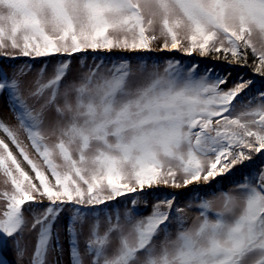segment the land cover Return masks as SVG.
Returning <instances> with one entry per match:
<instances>
[{"label":"snow or ice","instance_id":"snow-or-ice-1","mask_svg":"<svg viewBox=\"0 0 264 264\" xmlns=\"http://www.w3.org/2000/svg\"><path fill=\"white\" fill-rule=\"evenodd\" d=\"M154 46L222 59L229 67L218 71L168 57L162 70L156 59L149 70L151 58L140 56L134 71L126 57H94V67L60 91L74 54L151 52ZM57 56L47 82V61L34 81L24 79L31 61ZM23 58L28 59L21 66H8L10 76L0 65V95L18 122L13 129L0 119V172L12 189L0 192V264H9L10 242L16 264L23 261L25 208L45 200L32 224L39 225V234L31 264H45L53 225L65 210L71 264H85L76 225L83 230L89 216L96 218L84 244L90 264H264V0H0V59ZM235 68H251L254 75L234 78ZM53 109L57 119L46 134ZM21 135L42 165L30 158ZM49 135L57 142L47 143ZM239 167L247 171L231 182L238 194L223 193L221 210L209 219L213 201L202 198L200 186L214 194L215 184ZM161 185H196L188 198L189 206L199 200L193 228H183L184 209L172 213L176 195L170 193L157 197L142 219H135L140 200L130 198L123 221L109 215L99 233V206L128 194L146 197ZM173 221L180 230L169 239ZM161 232L165 239L158 249L154 237ZM55 250L62 255L58 234Z\"/></svg>","mask_w":264,"mask_h":264},{"label":"rangeland","instance_id":"rangeland-1","mask_svg":"<svg viewBox=\"0 0 264 264\" xmlns=\"http://www.w3.org/2000/svg\"><path fill=\"white\" fill-rule=\"evenodd\" d=\"M159 24H157V34H158ZM162 43V39L157 42ZM253 43H256L258 46V37L253 36ZM157 46H154V50L151 52H145V51H126V50H118L113 49L112 51H101L97 50L96 52H92L91 50H88L87 53H78L74 54V58L71 61L70 69L68 70L66 77L61 81L60 84V91L63 92L64 87L67 84L71 83H78L80 80V77L86 73L90 67H94V57H101L105 59H118L121 57H126L125 54H129V61L132 65V68L134 71L138 69L139 61H137L136 57H140L142 54H147L145 58H151L147 59V63L149 65V70H151L152 60L156 59L160 62V68L163 69L165 58L168 57H182L184 60L193 58L194 60H197L200 62V66H215V67H221L222 62L218 60H214L211 56L201 58L198 54H194L193 57H186L182 56L181 53L177 51H159L155 50ZM102 53L104 55L108 56H99L98 53ZM156 54L160 55V58H153ZM143 56V55H142ZM28 58H23L21 60L17 61H11V60H2L0 59V65H3L8 71L9 76L11 75V70L9 69V65L15 64L17 66H21L25 60ZM59 56L56 58H41L37 59L35 61H31L32 63V69L28 72L27 76L24 78L26 81H34L38 75H39V69L45 65L47 61V67L43 74L42 82H47L50 78L54 76L55 67L57 63L59 62ZM80 59H83L85 61L84 65L81 66ZM229 65L225 63L224 69L228 68ZM237 70H240V68H235L233 71V77L237 75ZM236 71V72H235ZM234 72L236 73L234 75ZM137 82L140 83L139 79H137ZM230 86V85H229ZM29 104H33L34 102L32 100L28 101ZM62 103V101H60ZM246 102V101H245ZM241 109V104L237 102V112ZM0 119L3 120L4 123L15 129L18 126V122L15 119L14 113L10 110L9 105L5 99L4 95H0ZM57 119L56 113L54 109L48 113L47 119L45 121V129L46 134L47 130L52 126V124L55 123ZM0 138H4V134L0 132ZM20 139L24 142V144L27 146V151L34 161H37L41 165L43 164V161L35 154L34 150L30 147V142L27 140L26 136L21 135ZM49 144L56 143V137L49 135L48 139L46 141ZM10 143V142H9ZM10 148L12 149L14 155L17 156V159L21 163V167L24 168L26 172L33 178V181L38 184V181H35V174L31 171L30 166L27 165L26 162L23 161V158L20 157L19 152L10 144ZM55 162L57 164L62 163V161L57 157ZM251 163V162H248ZM44 170L46 174L49 175L51 179L50 173L47 172L46 166L44 167ZM247 169L244 167L237 168L236 171L233 172L232 176H230L226 180H222L220 183L215 184V193L212 192H204L205 186L201 185L200 190L202 198L212 200L213 206L212 209L208 211L209 219H214L216 212L220 211L222 208V195L223 193H228L229 195H236L238 194L237 191L232 186V181H240L242 178V173L246 172ZM6 177L3 175L2 172H0V192L4 191H11V184L10 182L6 183ZM54 182V181H53ZM196 188V185H190L187 188H181V189H174L170 187H164V186H158L154 187L151 190H149L147 196H134L133 194H128L124 197H118L116 200L111 202H106L104 205L99 206L97 209L100 212L99 216V233L102 235L103 232L106 229L107 226V218L110 215L112 217L113 222H115L117 214H119L121 221H123L124 212L127 209H131L130 204V198H138L140 200V205L138 206L140 215L135 216V219H142L149 215L152 211V206L156 202V198H165L168 194L174 193L176 195V201L175 205L172 209V213L175 214V208L179 207L184 209L183 216H184V222H183V228L184 229H190L193 228L198 223V216H199V200L192 199L191 204L189 206V196L191 193H193V190ZM181 191H186L183 194H180ZM148 201L147 207L143 206L144 200ZM48 202L45 200L43 204H37L34 208H28L26 206L25 208V220H26V226L24 229V232L22 233V239H21V246L25 249V255L23 261L20 262V264H31L32 256L35 250V244L38 239L39 234V225L35 229L32 228V224L35 222V218L40 216L44 210V208L47 206ZM4 210V202L0 200V212ZM162 211H165L167 209H161ZM70 215V213L65 210L64 213L61 214V216L57 219L56 223L53 225V237L51 240V247L49 248L46 256H45V264H71V258L69 254V235L67 234L66 229V220L67 217ZM96 223V218L89 216L86 219L85 225L83 230H81V226L79 224L76 225L77 229V239L79 242V249L81 252V256L85 260V264H90L91 257L86 256L84 252V244L85 240L88 236V227ZM180 230V225L177 224L175 221L170 224L168 228V237L169 239H175V236L177 232ZM59 235V243L60 246L63 249L62 255L58 254L55 250L56 245V235ZM165 239V234L163 232L159 233L156 237H154V244L159 249L161 244L163 243ZM2 249H0V255H3ZM6 259L8 260L9 264H16L17 258L14 250H12L11 242L9 243V250L6 253Z\"/></svg>","mask_w":264,"mask_h":264},{"label":"trees","instance_id":"trees-1","mask_svg":"<svg viewBox=\"0 0 264 264\" xmlns=\"http://www.w3.org/2000/svg\"><path fill=\"white\" fill-rule=\"evenodd\" d=\"M98 55L99 56H108V54L107 55H104V54H102V53H98ZM126 55V58H128L129 59V57H130V55L129 54H125ZM143 55V57H146L147 56V54H142ZM141 55V56H142ZM153 58H160V55H158V54H156ZM177 58H180V59H182V60H184L182 57H177ZM191 59H193V58H189V59H185L184 61L185 62H187L188 60H191ZM253 59V57L251 56V52H250V50H249V63H251V60ZM218 61H220V62H222V65H221V67H216L217 68V70L218 71H222V70H224V65H225V62L221 59V60H218ZM31 63H33V62H31ZM236 72V71H235ZM234 72V75L236 74V73H240V74H243V75H245V76H247V77H252L254 74H253V72H252V70H251V68H240V70H237V72L235 73ZM205 191V193L206 192H208V191H206V189H204ZM200 192H203V191H201L200 190Z\"/></svg>","mask_w":264,"mask_h":264},{"label":"water","instance_id":"water-1","mask_svg":"<svg viewBox=\"0 0 264 264\" xmlns=\"http://www.w3.org/2000/svg\"><path fill=\"white\" fill-rule=\"evenodd\" d=\"M186 191H181V193L180 194H183V193H185Z\"/></svg>","mask_w":264,"mask_h":264}]
</instances>
